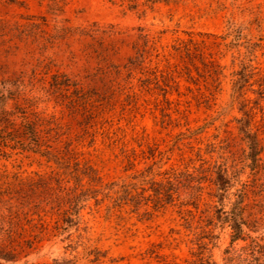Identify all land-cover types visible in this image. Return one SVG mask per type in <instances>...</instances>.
<instances>
[{"label":"rangeland","instance_id":"1","mask_svg":"<svg viewBox=\"0 0 264 264\" xmlns=\"http://www.w3.org/2000/svg\"><path fill=\"white\" fill-rule=\"evenodd\" d=\"M136 1L0 0V264H264V0Z\"/></svg>","mask_w":264,"mask_h":264},{"label":"trees","instance_id":"2","mask_svg":"<svg viewBox=\"0 0 264 264\" xmlns=\"http://www.w3.org/2000/svg\"><path fill=\"white\" fill-rule=\"evenodd\" d=\"M127 2H129V5H130V8L131 9H135L137 8L138 6V3L136 0H126ZM158 0H147L148 3H153V2H156ZM7 2L9 3H15L17 2V0H7ZM41 24H37V23H32L28 26V29L27 28H23V26H14V27H11V26H8L6 24H2L0 23V39H3V38H6L8 36H11V40L13 39H18V40H23L25 37H30L32 35L33 32H39L40 29H41ZM41 33H43V31H40ZM39 32V33H40ZM140 39L144 38L142 35H140L139 37ZM51 38H46L47 41H50ZM240 39V36H237L235 38V41H239ZM146 44H148V42H146ZM146 46V45H145ZM184 49H185V52L187 53V55H189V52H190V49H189V46L188 45H185L184 46ZM137 61H139V59H143V54H141L140 52H137ZM143 62V61H141ZM205 66H207L206 64H204ZM213 76H222V72L219 71V70H214L213 71ZM238 76H240V79L236 82V85H235V90L238 91V90H241L243 88V85L248 83L249 80L251 79L252 77V73L249 74L248 73V68L246 66H242V71L238 72L237 73ZM54 76H66V75H54ZM75 87L74 84H67L66 87L70 88V87ZM5 89V88H3ZM1 89L0 90V100H4L5 99V95H4V90ZM260 95H262V93H260ZM262 99H264V97L262 96L261 97ZM4 105V104H3ZM5 107V105L3 106ZM5 113H7L6 111H4ZM35 123L37 121H34ZM29 125L28 128L31 129V133L36 136V132H35V129H34V123H30V124H27ZM30 133V134H31ZM247 136H248V139L250 140L251 142V149L253 151V155H252V158H253V161L254 162H258L259 159H258V156L260 155L261 151H262V148H260V145L258 143V140L256 138V136L250 134L249 131L246 132ZM38 145V144H37ZM219 176H220V179L216 182V186L218 187V191H222V193H226L227 190H228V182H226L224 176L225 174H223L222 172L219 173ZM156 195L158 196V204L162 202V199L159 197V195H161L160 192H155ZM219 196V201H223L224 199V195L223 194H218ZM217 197V196H216ZM78 206L76 205L75 207V213L77 215V217H79V208H77ZM240 211H237V212H234L232 215H229L227 212H225L224 210H222L221 212V217L220 219H222L223 222L225 223H230V226L233 230V241H238L240 239H243V236H244V229H243V226L246 225V221L243 219L242 217V208H238ZM71 217H72V214L70 213L69 214ZM223 215V217H222ZM70 225H73L74 223V220L72 218H70ZM257 244V243H256ZM255 247L256 245L252 246V249H251V254L253 255V253L256 251L255 250ZM248 250V249H247Z\"/></svg>","mask_w":264,"mask_h":264}]
</instances>
